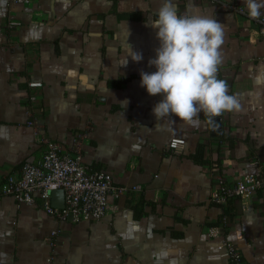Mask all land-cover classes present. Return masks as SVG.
<instances>
[{
	"label": "crops",
	"instance_id": "0c3cea01",
	"mask_svg": "<svg viewBox=\"0 0 264 264\" xmlns=\"http://www.w3.org/2000/svg\"><path fill=\"white\" fill-rule=\"evenodd\" d=\"M219 1L172 0L180 14L222 24L217 76L241 107L187 123L157 120L162 96L140 86L141 71H156L148 61L159 41L148 22L164 0H0V190L42 156L27 125L35 93V116L64 151L90 125L83 160L110 173L118 191L103 219L80 223L1 194L0 264H229L224 243L245 264H264V190L244 203L209 199L216 174L228 185L264 174V39L245 0ZM172 141L183 143L179 155Z\"/></svg>",
	"mask_w": 264,
	"mask_h": 264
},
{
	"label": "built area",
	"instance_id": "2783aa9c",
	"mask_svg": "<svg viewBox=\"0 0 264 264\" xmlns=\"http://www.w3.org/2000/svg\"><path fill=\"white\" fill-rule=\"evenodd\" d=\"M219 4V0H208ZM31 0H9L10 4H29ZM221 3V2H220ZM224 10L230 9L221 4ZM257 25L255 30L258 37L264 39V16L252 18ZM17 23L9 20L7 29L12 30ZM28 88L40 89L41 84L30 82ZM37 95L30 94L26 106L27 125L32 128L35 141L41 146L40 160L26 162L21 168L18 178L7 177L5 187L0 195L12 196L18 204L33 206L40 203L42 210L58 221L72 223L93 222L107 215L108 197L116 196L118 191L113 185V177L105 171L90 170L83 160V147L86 144L90 125L84 131L78 132L70 145L69 152L56 142L46 137L43 122L35 116L34 103ZM183 143L172 141L169 148L172 153L179 155ZM215 186L210 194V201L216 204H226L232 199L242 203L249 200L257 191L264 190V174L244 175L233 184H226L219 175H214ZM139 187L133 188L138 190ZM62 190L64 207L55 208L51 203V193ZM57 232H53L55 236ZM229 255V264H245L242 255L231 244L224 243Z\"/></svg>",
	"mask_w": 264,
	"mask_h": 264
},
{
	"label": "clouds",
	"instance_id": "9594fccd",
	"mask_svg": "<svg viewBox=\"0 0 264 264\" xmlns=\"http://www.w3.org/2000/svg\"><path fill=\"white\" fill-rule=\"evenodd\" d=\"M245 2L250 17L258 18L264 5L257 0ZM156 17L148 22L159 41L155 57L148 61L156 71L140 72V86L150 96H162L152 109L156 119L174 116L191 123L201 112L214 117L239 111V99L217 76L224 43L222 24L208 15L180 14L172 0H164ZM130 56L134 62L143 59L134 51Z\"/></svg>",
	"mask_w": 264,
	"mask_h": 264
},
{
	"label": "water",
	"instance_id": "95a60500",
	"mask_svg": "<svg viewBox=\"0 0 264 264\" xmlns=\"http://www.w3.org/2000/svg\"><path fill=\"white\" fill-rule=\"evenodd\" d=\"M51 203L55 208L62 209L64 207V197L62 190H56L51 193Z\"/></svg>",
	"mask_w": 264,
	"mask_h": 264
}]
</instances>
